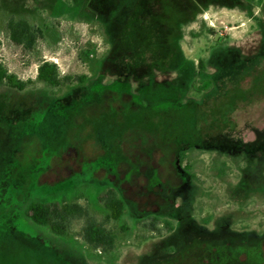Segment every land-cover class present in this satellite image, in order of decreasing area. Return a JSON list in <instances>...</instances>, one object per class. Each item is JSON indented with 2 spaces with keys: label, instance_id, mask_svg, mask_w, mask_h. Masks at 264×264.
Instances as JSON below:
<instances>
[{
  "label": "rangeland",
  "instance_id": "rangeland-1",
  "mask_svg": "<svg viewBox=\"0 0 264 264\" xmlns=\"http://www.w3.org/2000/svg\"><path fill=\"white\" fill-rule=\"evenodd\" d=\"M242 1L250 6L251 15L239 7L212 4L202 6L182 26L180 45L185 57L195 66L203 59L207 72L215 73L211 52L218 45L238 49L244 56L260 50L264 0ZM91 2L0 0V64L19 80L31 82L24 91L0 84L4 117L25 118L51 98L63 99L68 106L80 98L78 90L87 88L99 77L103 76L104 83L115 80V70L107 62L112 49L110 32L96 17ZM12 17L25 19L43 30L44 38L34 50H25L7 39L6 24ZM42 61L57 64L64 76L85 75L88 80L83 84L76 81L60 88L48 87L37 80ZM176 77V73H158L155 81H172ZM196 80L199 85V78ZM133 85L140 87L138 82ZM207 95L190 91L184 102L192 104L177 110L155 111L143 108L144 104L141 108L131 105L128 96L107 93L99 102L70 110L67 117L57 120L61 124L49 121L46 131L39 129L46 133V138L42 133L26 137L23 133L28 125L12 133L0 127V162L16 141L22 139L15 155L17 167L15 179L11 180L12 191L9 190L15 196L11 208L28 193L34 172L37 173L36 187L54 192L46 194V202H71L83 196L79 202L99 221L108 215L98 200L107 188L104 183L112 182L127 202L123 218L107 224L117 236L113 251H96L85 243L84 221L74 222L70 235L59 237L24 216L27 234L0 233V264H144L147 257L161 254L163 259L158 257L145 264H189L188 252L202 254L199 244L191 245L190 250L182 248L181 239L165 225L169 221L177 228L170 214L174 210L172 205L178 208L180 201L174 203L171 196L184 185L177 172L176 152L180 144L199 137L206 140L227 134L243 142H253L257 131H264V64L249 79L222 96L214 99ZM35 127L29 126L30 130ZM186 164L191 165V172L197 178L186 193L195 197L191 212L195 220L193 228L216 231L222 224L219 220L228 216L233 232L264 233V174L253 171L244 177L243 160L201 150L189 152ZM88 165L96 169L93 183L86 169ZM83 170L86 171L80 174ZM5 180L1 173L0 189L8 188ZM242 181L245 189H238ZM11 208L1 206L0 217L11 218L12 222L13 218L8 217ZM207 218L213 220L204 225L203 220ZM173 237L176 239L172 241ZM168 243L181 248L171 258L165 255ZM229 256L223 253L216 263L225 264ZM240 261L246 264V257L242 256ZM247 262L261 264L252 253Z\"/></svg>",
  "mask_w": 264,
  "mask_h": 264
},
{
  "label": "trees",
  "instance_id": "trees-1",
  "mask_svg": "<svg viewBox=\"0 0 264 264\" xmlns=\"http://www.w3.org/2000/svg\"><path fill=\"white\" fill-rule=\"evenodd\" d=\"M111 1L92 0L91 4L94 5L96 17L110 32L112 49L107 57V62L115 70V80L112 83H104L103 76H101L87 88L78 90V93L81 94L80 98L68 104V106L63 102V99L51 98L49 102H43L22 119L15 118L11 120L4 117L0 107L1 129H4L7 133H12L20 126L28 125V129H25L23 133L26 137L42 133L41 135L46 138V133L42 130L40 132L39 129L46 131V125L49 121L58 124L60 122L57 120L63 116L67 117L70 110L99 102L107 93L122 97L128 96L131 100L129 103L140 108L144 104L143 108H153L155 111L182 109L192 104L189 101L184 102L190 91L201 95L208 93L205 97L216 99L230 88L241 85L262 66L259 62L248 61L247 65L243 64V70L239 72L241 62H244L238 60L237 52L239 53V50L218 45L213 49L211 60L218 71L215 74H209L205 61L201 59L198 65L195 66L191 60L185 57L180 45L182 26L190 22L199 13L202 6L219 4L227 8L239 7L249 11L250 6H246L242 0H205L203 3L200 0ZM248 13L251 15V11ZM6 37L12 44L32 51L36 48L38 41L44 38V32L25 19L12 17L6 24ZM1 46L2 41L0 40ZM158 73H176L177 77L172 81L157 83L155 80ZM197 78H199V85L196 82ZM37 80L48 87L60 88L63 85H73L76 81L83 84L88 80V77L85 75L76 78L64 76L57 64L42 61L37 70ZM135 82H138L140 87L135 88L133 85ZM29 83L31 82L19 80L16 75L11 74L4 65L0 64V84H5L14 90L24 91ZM33 125H36V127L34 130H30L29 126ZM263 135L264 132L260 133L258 139L251 143H244L242 140L224 134L211 136L206 140L199 137L193 142L184 143L185 145L180 144V148L176 152L177 172L185 182L180 190L174 196H171L174 203L180 201V204L178 208H175V204L172 205L173 212H175H172L170 217L173 220L181 221L186 229L190 228L195 222L191 214L195 197L186 194L194 186L197 179L196 175L191 172V165H185L189 152L197 149L217 151L220 155L243 160L246 164V168L243 170L244 177L253 171L263 175ZM19 140L22 139L16 141L0 162L2 167L0 168V174L3 173L6 177L5 184L8 187L7 189L4 188L5 192L4 189H0V207L11 208L13 206L15 196L9 193L12 191L11 180L16 173L15 155L19 152ZM35 168L37 169V167ZM86 169L90 171V182L93 183L95 181V166L88 165ZM84 171L86 170H83L80 174H83ZM32 176L28 193L22 197L21 202L17 203L16 207L9 210L8 217L13 218L12 222H10L11 218L0 217V233L4 231L7 235L13 234V232L14 234L18 232L27 234L23 220L24 216L37 226L49 228L54 235L59 237L70 235L74 222L84 221L82 238L91 249L110 252L116 248L117 236L107 227V224L110 221H120L123 218L127 202L121 191L114 187L112 182L104 183L107 188L98 197L99 202L108 211L106 218L99 221L90 213L87 206L79 202L83 196H77L71 202L67 200L60 203L46 202V194L49 195L54 192H48L46 188L36 187L35 178L37 173L34 172ZM244 183L242 181L238 185V189H245ZM212 220V218H207L203 220V224L208 225ZM219 221L222 222L218 227L219 229L231 227L230 217L225 216ZM165 225L170 233L175 231V227L171 222L166 221ZM152 226L155 228V224H152ZM123 230H126V228H123ZM176 232L180 234V231L177 230ZM186 233L183 236H187L188 232ZM29 237L33 238L31 235ZM252 241L254 242L253 245H251ZM199 245L201 246L200 251L204 252L200 254L199 260L192 261L193 264H204L203 258L205 257L203 254L205 253L211 254V256H208L211 264H217L216 261L224 252L220 250V244L214 241L210 248L201 243ZM263 245L264 233H243L239 245H224L226 247L224 253L231 255V258L228 257L227 263L235 264L234 261L238 258L235 254L246 256L247 260L252 253L257 256L261 264H264ZM182 246L190 250L187 244ZM177 252H179L178 249L172 243L166 245L165 253L170 258ZM189 254L192 253L188 252ZM157 258H152V261ZM188 263L191 264L189 257Z\"/></svg>",
  "mask_w": 264,
  "mask_h": 264
},
{
  "label": "flooded vegetation",
  "instance_id": "flooded-vegetation-1",
  "mask_svg": "<svg viewBox=\"0 0 264 264\" xmlns=\"http://www.w3.org/2000/svg\"><path fill=\"white\" fill-rule=\"evenodd\" d=\"M263 32H264V30L262 31V44H261V48H260V50H258L256 52V54H252L250 56L249 55L244 56L242 53H240V52L238 53L237 52L238 60L244 61V62H241L242 65H241V67H239L240 68L239 69V72H241L243 70V64L244 65H247L248 64V61L259 62V63H261V65L264 64V33ZM211 53H213V51ZM229 56L231 57V55H229ZM217 71H218V69L216 68V72ZM215 73H213V74H215ZM263 132L264 131H262V132L261 131H257L255 140L258 139L259 134L260 133H263ZM244 143H251V142H244ZM197 150H200V149H197ZM201 151L219 153L217 151H212V150H201ZM182 180H183V182H185L183 178H182ZM175 222L177 223V228H175V231L173 232V233H176L175 237L178 236L181 239V241L183 242V244H187L188 247H190L193 244H200L201 243V244H204L207 248L208 247L210 248L211 245H212V242L215 241V242H218L220 244V246H219L220 250L222 252L223 251L225 252L226 251V247L224 245H230L231 246L232 244H234V246H237V245L240 244V241H241V238H242V233L233 232L230 229V227L228 228L229 230L226 229L225 227H222L223 229L216 228V231H210V230H207L206 228H202V229L197 230L196 228H193L192 226L190 228L186 229L183 226L182 222L179 221V220H175ZM177 230L180 231V234L181 235L178 232H176ZM186 232H188V235L187 236H183V235L187 234ZM251 233L253 234L254 232H251ZM182 236H183V238H182ZM175 239L176 238L173 237L172 238V241L175 240ZM205 241H207V242H205ZM253 244H254V242L252 241V244L251 245H253ZM174 247H176V246H174ZM180 249H178V251ZM163 255L164 254H161V255L156 256V257L162 258V257H164ZM165 255L166 256H169L167 254H165ZM174 255H172V256H174ZM188 256H189L190 260L193 261V262H195V261H197V260L200 259V257H199L200 254L199 255L198 254H195V255L189 254ZM203 256L205 257V258H203L204 264H211L210 263V259L208 257V256H211V254L205 253V254H203ZM235 256H238V258L235 259V261H234L235 264H240V263L243 264V262L240 261V258L242 257V255L235 254ZM152 258H148L147 257L145 259V261H147V262L150 261L151 262L152 261ZM147 262H145V263H147ZM191 264H193V263L191 262ZM225 264H229V263L226 262ZM246 264H250V263L247 262Z\"/></svg>",
  "mask_w": 264,
  "mask_h": 264
}]
</instances>
